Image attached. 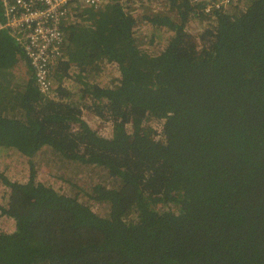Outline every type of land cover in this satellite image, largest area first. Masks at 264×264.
<instances>
[{"label":"trees","instance_id":"obj_1","mask_svg":"<svg viewBox=\"0 0 264 264\" xmlns=\"http://www.w3.org/2000/svg\"><path fill=\"white\" fill-rule=\"evenodd\" d=\"M205 4L81 7L53 98L30 66L23 79L8 68L26 59L0 30V148L41 153L64 186L33 162L27 182L3 178L14 229L0 231V264H264V0ZM85 111L118 132L102 136Z\"/></svg>","mask_w":264,"mask_h":264},{"label":"built area","instance_id":"obj_2","mask_svg":"<svg viewBox=\"0 0 264 264\" xmlns=\"http://www.w3.org/2000/svg\"><path fill=\"white\" fill-rule=\"evenodd\" d=\"M147 2L149 0H84L83 5L78 0H2L5 19L9 20L0 22V30L8 31L34 72L40 92L51 97L55 89L52 76L64 57V28L75 21L81 7L95 9L94 6L119 3L136 14ZM231 2L206 0L205 11L210 12L213 7L228 10ZM160 3L166 5L167 0Z\"/></svg>","mask_w":264,"mask_h":264},{"label":"rangeland","instance_id":"obj_3","mask_svg":"<svg viewBox=\"0 0 264 264\" xmlns=\"http://www.w3.org/2000/svg\"><path fill=\"white\" fill-rule=\"evenodd\" d=\"M78 2L80 4H83L84 0H78ZM242 6H245V0H232L230 6L228 7V11L232 13L235 11L237 7H242ZM94 8L97 9L98 6H94ZM165 10H166V6L162 5L160 3V0H149V2H147L145 7L142 9V11L140 10L138 13H136V15L138 16L140 14H145L147 12H165ZM5 20L8 21L9 18L4 19V21ZM188 29L192 34L198 35L201 31V24L195 20L190 21L188 25ZM164 31L165 29L163 27L159 28L155 40L162 39L164 37ZM147 52H144L147 58L148 59L153 58ZM6 60H3L2 62ZM14 63L17 64L14 66ZM27 65L28 63L25 60H22L19 63L13 61L11 64H9L8 62L7 64L8 68H12L11 69L13 71L12 73L16 74L18 78L21 79L27 77V71L29 67V65L28 66ZM140 76H141L139 78L140 80H142V77L145 78V76L141 74V70H140ZM74 77H76L74 79V82L68 80L65 83V85L69 89H72V93L76 95L78 93V88H79V84H75V80L78 79L76 73H74ZM55 95L56 93L53 90L50 96L53 98ZM84 118L87 119L90 122V124H92L93 127H95L96 131L104 137L109 138L110 136H112V134L114 135L118 132V130L114 131L115 128L113 126H105L104 124L96 122L97 119H94L96 123H93L92 119L94 117L88 111H85ZM160 127H161L160 123L157 122V123H153L152 127L149 128V130L148 128H146V130L149 132H153L150 129L159 130ZM4 144L6 145H3V147L0 148V174H1L0 197L1 196L7 197L9 193V188L3 183V178L13 182H19V183L27 182L31 174L32 162L34 163V165L32 164V170H36L37 180H40L41 182L44 181L45 184L53 185L56 189L63 191L62 190L64 188V186L62 185L63 183L61 181H56L53 178L52 175L53 172L52 166L54 165L53 162L49 165L43 163L42 162L43 157L41 153H38L36 156H33L30 151L24 150L16 143H15L16 146L20 148L14 147L15 145H12L8 141ZM64 176L68 177L67 175ZM13 229H14V224L12 221L0 220V231H12Z\"/></svg>","mask_w":264,"mask_h":264},{"label":"crops","instance_id":"obj_4","mask_svg":"<svg viewBox=\"0 0 264 264\" xmlns=\"http://www.w3.org/2000/svg\"><path fill=\"white\" fill-rule=\"evenodd\" d=\"M12 69V68H11ZM14 70V69H13ZM13 72V71H12ZM27 75H28V71H27ZM24 78H28V77H24Z\"/></svg>","mask_w":264,"mask_h":264}]
</instances>
